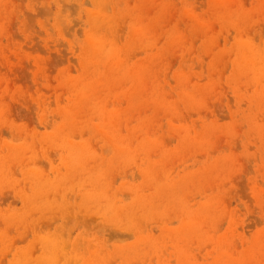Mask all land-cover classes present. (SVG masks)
<instances>
[{"label":"rangeland","instance_id":"1","mask_svg":"<svg viewBox=\"0 0 264 264\" xmlns=\"http://www.w3.org/2000/svg\"><path fill=\"white\" fill-rule=\"evenodd\" d=\"M0 264H264V0H0Z\"/></svg>","mask_w":264,"mask_h":264}]
</instances>
